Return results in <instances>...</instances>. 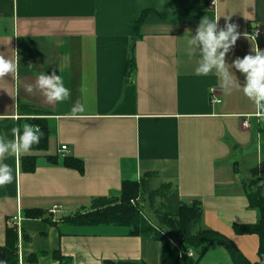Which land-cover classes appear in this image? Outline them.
I'll list each match as a JSON object with an SVG mask.
<instances>
[{
  "label": "crops",
  "instance_id": "crops-1",
  "mask_svg": "<svg viewBox=\"0 0 264 264\" xmlns=\"http://www.w3.org/2000/svg\"><path fill=\"white\" fill-rule=\"evenodd\" d=\"M145 9L128 80L134 22ZM224 15L240 32L226 54L229 64L252 47L264 49V0H0V54L18 64L16 72L0 77V136L11 140L14 128L43 115L50 132L45 149L4 160L14 179L0 185V247L9 219L17 217L18 264H160L158 240L128 235L124 226L60 221L93 196L118 190L123 179L152 170L155 187L172 184L160 199L167 212L176 214L181 200L200 198L202 226L228 234L245 255L256 249L257 236L235 234L232 224L256 221L245 185L260 183L264 194V118L255 115L242 88L225 91L214 73L197 75L199 53L187 46L203 17L221 16L223 26ZM52 71L70 89L64 101L49 103L35 86L41 72ZM233 71L243 83V74ZM212 87L219 88L220 102L211 101ZM77 102L85 111L73 114ZM40 110L47 114L36 115ZM245 119L248 127L241 124ZM61 144L83 160L82 173L60 158L49 161ZM24 154L35 156L33 171L23 169ZM54 205L60 211L48 216ZM251 254L246 256L256 259L257 252ZM215 260L231 264L217 244L198 264Z\"/></svg>",
  "mask_w": 264,
  "mask_h": 264
},
{
  "label": "trees",
  "instance_id": "trees-1",
  "mask_svg": "<svg viewBox=\"0 0 264 264\" xmlns=\"http://www.w3.org/2000/svg\"><path fill=\"white\" fill-rule=\"evenodd\" d=\"M147 11V9L143 10L134 22V33L131 35L129 45L130 56L126 66L128 80H131L130 73L136 68L135 41L140 35L138 29L145 21ZM41 111L43 110L36 111L35 114H47ZM41 117H30L26 121V124L39 125L43 131L39 143L34 144L31 149H45L48 145L49 122L44 115ZM19 129L22 131L23 127ZM58 154L51 155L49 161L54 162L60 158L63 166L75 168L81 173L84 171L83 160L79 157L66 152L65 156ZM20 160L24 170H34L35 156L33 154H24ZM236 170L235 166L234 171ZM156 177H158L157 172L152 170L142 172L139 179H123L118 190H113L106 195L93 196L88 206L64 213L60 221L75 225L124 226L128 229V235L158 240L161 242L160 264H198L214 244L228 251L231 264H264V194L260 183H257L254 188L245 185L248 207L256 211V221L232 224L235 234L257 236V257L250 259L228 234L201 225L203 206L200 198H192L190 202L181 200L176 214L167 212L165 205L159 200L170 193L172 184L165 182L164 187H155L153 180ZM49 209L45 213L48 216H54ZM17 239V226H7L5 243L0 247V259H4L6 264H18ZM190 252L191 255H189ZM105 264L148 263L143 260L117 259L106 260Z\"/></svg>",
  "mask_w": 264,
  "mask_h": 264
},
{
  "label": "clouds",
  "instance_id": "clouds-1",
  "mask_svg": "<svg viewBox=\"0 0 264 264\" xmlns=\"http://www.w3.org/2000/svg\"><path fill=\"white\" fill-rule=\"evenodd\" d=\"M225 16V23L220 25L221 16L214 18L203 17L194 34H189L187 46L190 51L198 52L200 59L195 71L197 75L214 73L221 81L225 91H231L234 87L242 88L244 94L254 101L255 115L264 118V49L258 46L243 57L237 56L231 64L226 60L234 47L240 32L238 25L230 21L229 15ZM17 61L0 54V77L17 71ZM243 74L244 82L241 83L236 71ZM39 88L49 103L61 102L70 95V89L65 85L64 79L56 71L50 74L41 72L36 80ZM33 86H28L32 91ZM218 102V101H217ZM85 106L77 102L73 105V114L83 113ZM14 138L9 140L0 136V185L11 183L14 179L13 169L4 162L6 157L28 152L34 144H38L43 131L39 125L25 124L22 131L13 129ZM0 264H6L0 259Z\"/></svg>",
  "mask_w": 264,
  "mask_h": 264
},
{
  "label": "built area",
  "instance_id": "built-area-1",
  "mask_svg": "<svg viewBox=\"0 0 264 264\" xmlns=\"http://www.w3.org/2000/svg\"><path fill=\"white\" fill-rule=\"evenodd\" d=\"M252 35L254 37V39H258L260 38L261 36V32L259 30H255L252 32ZM215 94H219V88H216V87H212L210 89V99L212 102H220L221 99L217 96H215ZM14 117L17 119L19 117L18 114H15ZM241 124L243 127H248L249 126V122L247 119L241 121ZM67 145L66 144H61V146L59 147V150H58V153L61 155V156H65V152L67 151ZM61 209V206L60 205H54L52 208L49 209V211L53 214L59 212ZM17 217H13L11 220L8 221V223L10 225H15L14 224V220H16ZM189 255H191V252L189 253Z\"/></svg>",
  "mask_w": 264,
  "mask_h": 264
},
{
  "label": "rangeland",
  "instance_id": "rangeland-1",
  "mask_svg": "<svg viewBox=\"0 0 264 264\" xmlns=\"http://www.w3.org/2000/svg\"><path fill=\"white\" fill-rule=\"evenodd\" d=\"M158 187H164V185L163 184H161V183H159V185H158ZM159 201H161V200H159ZM235 241V243H236V245L238 244V242L236 241V240H234ZM249 241H247V244L249 245ZM238 246V245H237ZM242 251H243V249L242 248H240ZM246 249V248H245ZM256 249H257V247H256ZM256 249L254 248V247H250V250H248V249H246L247 250V252L249 253L247 256H249V257H254V256H252V254L251 253H256ZM244 252V251H243ZM217 263V261L215 260L214 262H212L211 264H216Z\"/></svg>",
  "mask_w": 264,
  "mask_h": 264
}]
</instances>
